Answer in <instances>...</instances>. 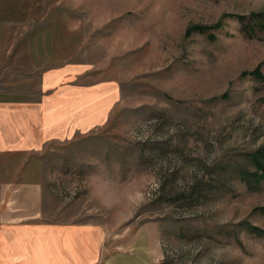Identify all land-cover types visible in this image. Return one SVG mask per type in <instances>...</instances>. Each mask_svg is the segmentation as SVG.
I'll return each mask as SVG.
<instances>
[{"label": "rangeland", "instance_id": "rangeland-1", "mask_svg": "<svg viewBox=\"0 0 264 264\" xmlns=\"http://www.w3.org/2000/svg\"><path fill=\"white\" fill-rule=\"evenodd\" d=\"M263 11L264 0H0V93L38 99L61 66L84 72L73 82L120 87L104 125L25 154L41 173L39 221L99 223L121 241L146 228L154 264H264V236L250 232L264 234V181L240 178L264 147V27L237 19Z\"/></svg>", "mask_w": 264, "mask_h": 264}, {"label": "crops", "instance_id": "crops-1", "mask_svg": "<svg viewBox=\"0 0 264 264\" xmlns=\"http://www.w3.org/2000/svg\"><path fill=\"white\" fill-rule=\"evenodd\" d=\"M10 49L2 37L0 52ZM64 67L44 73L38 99L0 93V156L15 157L10 166L0 167V177L10 172L0 181V264H154L146 228L121 241L106 236L99 223L48 224L38 219L41 173L25 154L101 127L120 97L114 82H73L84 72ZM13 171L22 181L12 178Z\"/></svg>", "mask_w": 264, "mask_h": 264}, {"label": "trees", "instance_id": "trees-1", "mask_svg": "<svg viewBox=\"0 0 264 264\" xmlns=\"http://www.w3.org/2000/svg\"><path fill=\"white\" fill-rule=\"evenodd\" d=\"M237 19L242 24H244V20L247 21V26L245 27L246 33L264 27V11L251 14L246 18L239 16ZM250 160L255 167V171L251 173L243 169L240 170V178L246 183L248 188H251L252 185L257 182L264 181V147L251 154ZM250 232L264 236V234L256 228H250Z\"/></svg>", "mask_w": 264, "mask_h": 264}]
</instances>
